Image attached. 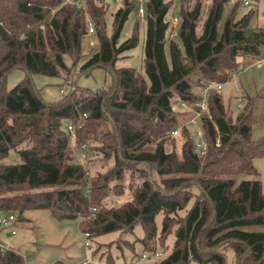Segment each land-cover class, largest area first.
I'll return each mask as SVG.
<instances>
[{"label": "trees", "instance_id": "1", "mask_svg": "<svg viewBox=\"0 0 264 264\" xmlns=\"http://www.w3.org/2000/svg\"><path fill=\"white\" fill-rule=\"evenodd\" d=\"M70 1L0 0V213L22 218L45 210L57 220L77 219L91 240L119 233L116 245L134 254L125 237L140 223L142 258H155L152 264H227L228 250L237 264H264V185L254 165L264 157V138L252 139L255 101L244 95L234 118L216 86L208 112L198 106L209 83H227L241 59L262 53L259 8L238 17L240 1L180 0L173 35V1L146 0V79L133 67L117 66L139 43L138 24L122 40L138 1L121 0L111 35L108 0H84L83 8ZM90 23L99 47L87 56ZM79 66L82 74L107 70L110 86L80 88L68 80ZM15 70L27 78L8 90ZM34 75L63 78L70 88L61 100L46 102ZM197 116L204 154L189 127ZM175 131L182 138L178 153L168 149ZM11 151L20 162L4 164ZM89 167L104 171L91 176ZM240 175L255 178L239 181ZM171 234L172 250L160 259L159 243L166 247ZM0 264L27 263L0 246Z\"/></svg>", "mask_w": 264, "mask_h": 264}, {"label": "rangeland", "instance_id": "2", "mask_svg": "<svg viewBox=\"0 0 264 264\" xmlns=\"http://www.w3.org/2000/svg\"><path fill=\"white\" fill-rule=\"evenodd\" d=\"M173 1L174 5L170 10L168 19L172 20L176 14L180 22V0ZM111 4V9L107 15V34L113 33L114 14L120 7V2L108 0ZM260 16L255 25L264 27V19L262 17V9H264V0L260 1ZM249 11V8L244 5H239L238 17L243 16ZM138 24L139 28V43L138 45L125 52L117 66L133 67L138 73H141L146 79L145 62H144V47L146 40V16L138 14V7L133 10L124 26L122 32V40L124 41L131 36L133 28ZM173 27V26H172ZM200 30V29H199ZM200 33V31H199ZM176 35V34H175ZM177 37V36H176ZM99 47L96 34L88 35L83 42V51L87 56L97 51ZM65 61L68 66L72 65V60L66 56ZM86 62L83 61V63ZM80 67L76 68L74 74L68 80L77 82L80 88L97 90L108 88L111 84L110 73L103 68H94L89 74H82ZM27 78V74L23 70L12 71L6 79V87L12 90L19 83ZM32 82L40 91L42 99L46 102H57L62 99L64 94H61V88L67 86L63 78H50L40 75H34ZM68 89H66V92ZM222 95L224 103L234 118L241 111L245 102H240L244 95L252 97L255 101L254 114L257 119V124L253 128L252 139L254 141L264 138V48L262 53L255 58H244L240 60V70L233 75L227 83L223 84ZM243 100V99H242ZM195 144H202L203 140L200 136L201 127L196 120L189 126ZM181 133L175 134L173 141L171 140L169 150L180 152L182 146ZM73 144V143H72ZM78 161L84 162L85 152L83 149L78 150ZM91 157V156H90ZM20 162L15 151L3 159L4 164H16ZM96 161H92V165ZM254 165L257 168L258 175L256 178L264 185V157L256 158ZM103 172L102 168H91L89 172L91 176L97 174V171ZM253 176L240 175L239 181L244 179H252ZM184 212L182 213V215ZM16 216V215H15ZM162 215L157 217V226L160 230ZM16 234H12V231ZM144 232L141 224L135 225L134 234L125 237L135 245V254L125 244H121L123 248L116 245L119 239V233H110L95 240H87L84 233L79 227V220H57L53 218L48 211L34 210L24 213L22 218L16 216L15 223L7 228L2 229L0 239L8 245L9 249L17 251L23 255L27 264H54L57 261H62L67 264H152L154 259H143V248L140 244ZM89 244V247L86 244ZM159 243V252L163 253L160 259L168 256L174 245V235L171 234L166 241V247ZM99 247V248H98ZM98 248V250H97ZM97 250V251H96ZM96 251V252H95ZM227 264H237V259L234 257L232 250L227 251Z\"/></svg>", "mask_w": 264, "mask_h": 264}, {"label": "built area", "instance_id": "3", "mask_svg": "<svg viewBox=\"0 0 264 264\" xmlns=\"http://www.w3.org/2000/svg\"><path fill=\"white\" fill-rule=\"evenodd\" d=\"M70 1V0H67ZM116 3H119V0H115ZM138 1V14L139 15H144L146 13V8H145V1L146 0H137ZM236 1H240L245 7L251 9V8H255L258 7L259 10L261 8L260 6V2L256 1V0H230L231 3H234ZM72 3H74L75 5H77L78 8H83V4H84V0H76V1H70ZM262 17L264 19V9H262ZM172 24H173V35L175 34L178 25H179V20L177 17H174L172 19ZM94 24L90 23L89 25V31H88V35H92L94 34ZM218 87V89H222L223 85L222 84H215V83H209L206 88L204 89L201 101L198 103V106H200L204 111L208 112V96H209V92L211 91V89L213 87ZM70 87L67 85L64 88H61L60 92L61 94H66V89H69ZM241 103L243 102L242 100L240 101ZM177 106H181V107H186V105L183 104H177ZM199 116H197L195 119H193L192 123L195 122L198 119ZM68 130L70 133H73L75 131V126L72 124L68 125ZM173 134H177V132H173ZM200 136L203 140V136H202V132H200ZM197 150L200 153H206L207 150V146L206 143L203 140L202 144H197ZM93 211H96V209H94ZM16 221V216L14 214L11 213H0V228L2 229H7L9 227H11ZM12 234H16L15 231H12ZM85 238L87 240L90 239V234L89 233H84ZM1 247H3L4 249H6L7 247L4 246L3 244L0 245ZM87 247H89V244H86ZM162 254L158 253L157 256L160 257ZM144 258H147V256H144ZM84 264L88 263V261H84Z\"/></svg>", "mask_w": 264, "mask_h": 264}, {"label": "crops", "instance_id": "4", "mask_svg": "<svg viewBox=\"0 0 264 264\" xmlns=\"http://www.w3.org/2000/svg\"><path fill=\"white\" fill-rule=\"evenodd\" d=\"M247 58H249V59H250V58H255V57H247ZM14 231H15V230H14ZM13 235H14V234H13ZM1 242H2V240H1ZM2 244H3L4 246H6L7 248H9V247H8V245H7V244H5L4 242H2Z\"/></svg>", "mask_w": 264, "mask_h": 264}]
</instances>
